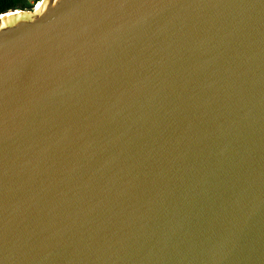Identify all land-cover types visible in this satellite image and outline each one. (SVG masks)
Returning a JSON list of instances; mask_svg holds the SVG:
<instances>
[{"label": "water", "instance_id": "water-1", "mask_svg": "<svg viewBox=\"0 0 264 264\" xmlns=\"http://www.w3.org/2000/svg\"><path fill=\"white\" fill-rule=\"evenodd\" d=\"M41 1L0 19V264H264V0Z\"/></svg>", "mask_w": 264, "mask_h": 264}, {"label": "trees", "instance_id": "trees-1", "mask_svg": "<svg viewBox=\"0 0 264 264\" xmlns=\"http://www.w3.org/2000/svg\"><path fill=\"white\" fill-rule=\"evenodd\" d=\"M35 3L39 2L40 0H34ZM24 0H0V15L15 9H25Z\"/></svg>", "mask_w": 264, "mask_h": 264}, {"label": "rangeland", "instance_id": "rangeland-1", "mask_svg": "<svg viewBox=\"0 0 264 264\" xmlns=\"http://www.w3.org/2000/svg\"><path fill=\"white\" fill-rule=\"evenodd\" d=\"M24 3H25V9H23V10H25V11H31V12H35V10H36V4H37V2L35 3V1L34 0H24Z\"/></svg>", "mask_w": 264, "mask_h": 264}, {"label": "bare ground", "instance_id": "bare-ground-1", "mask_svg": "<svg viewBox=\"0 0 264 264\" xmlns=\"http://www.w3.org/2000/svg\"><path fill=\"white\" fill-rule=\"evenodd\" d=\"M43 3H42V1L40 0L39 2H37V4H36V10L35 11H37L40 7H41V5H42ZM18 12V10H15V11H12V12H6V13H3V14H1L0 15V19H2L3 17H6L7 15H9V14H11V13H17ZM33 13V12H32Z\"/></svg>", "mask_w": 264, "mask_h": 264}]
</instances>
